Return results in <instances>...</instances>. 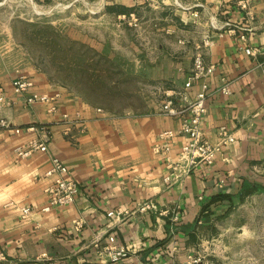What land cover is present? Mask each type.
I'll return each instance as SVG.
<instances>
[{"label": "crops", "instance_id": "0c3cea01", "mask_svg": "<svg viewBox=\"0 0 264 264\" xmlns=\"http://www.w3.org/2000/svg\"><path fill=\"white\" fill-rule=\"evenodd\" d=\"M91 4H96L91 16L112 21L120 34L138 31L143 42L131 43L135 59L123 68L157 90L184 88L194 54L209 34L204 60L216 70L209 79L203 127L207 138L219 143L225 125L233 141L212 165L168 181L171 164L154 145L161 132L178 129L183 117L163 113L161 98L141 109H106L26 67L36 90L58 95L59 108L51 112L48 104L26 105L18 97L12 107L0 110V120L11 124H0V264H193L202 230L248 197L264 194V0H252L251 14L237 0ZM243 27L253 29L248 43L239 37ZM1 53L0 47V85L12 96L16 76L2 69ZM226 84L227 92L222 90ZM200 89V82L188 88V100ZM31 125L36 129L29 130ZM34 138L45 140L48 152L20 156L18 149ZM184 140H172L174 156ZM55 156L68 165L80 190L73 203L44 211L50 198L46 188L55 179L47 172ZM23 206L31 208L26 217ZM110 235L128 249L120 261H113L107 248Z\"/></svg>", "mask_w": 264, "mask_h": 264}, {"label": "rangeland", "instance_id": "374dc122", "mask_svg": "<svg viewBox=\"0 0 264 264\" xmlns=\"http://www.w3.org/2000/svg\"><path fill=\"white\" fill-rule=\"evenodd\" d=\"M47 1L0 3L4 71L17 77L26 67H34L88 102L117 111L127 106L141 109L162 97L154 83L123 68L135 59L137 50L131 43L143 42L138 31L124 36L112 21L92 17L96 4L91 0L76 4L71 0ZM91 50L120 67L107 71L105 59ZM202 232L192 257L198 262L193 264H264V194L248 197Z\"/></svg>", "mask_w": 264, "mask_h": 264}, {"label": "built area", "instance_id": "2783aa9c", "mask_svg": "<svg viewBox=\"0 0 264 264\" xmlns=\"http://www.w3.org/2000/svg\"><path fill=\"white\" fill-rule=\"evenodd\" d=\"M237 5L251 14L252 0H237ZM199 16L197 11L193 13ZM132 22V21H131ZM137 25V24H135ZM230 25V24H229ZM253 34V29L243 27L239 37L244 43H248L249 37ZM211 36L206 35L203 45H200L193 58V66L189 77L183 89L179 88H161L162 93L161 111L171 116H182V123L178 129H168L160 133L158 141L154 145V151L163 154L165 159L171 164V173L165 179L170 181L172 177L178 178L184 174L191 173L201 165H212L218 153L223 146L233 141V135L227 126H222L219 130L220 142L213 143L205 134L203 123L208 111V101L211 96V87L209 79L216 70L214 63H206L204 60V47L211 46ZM245 47V46H244ZM248 54H253L251 46L245 47ZM195 82H200L201 89L193 100H188L187 89L192 87ZM222 90H229L228 84L222 87ZM13 95L9 96L3 86L0 85V110L12 107L18 97H21L26 105L35 103L48 104L49 111L57 112L56 103L58 95H52L36 90L35 80L25 73L18 75L13 83ZM181 100L187 101V105H182ZM101 110V109H99ZM65 114V117H68ZM0 124L4 127H10L7 119H1ZM29 130L36 129L34 125L28 127ZM16 132L22 131L21 127H16ZM176 137L184 138L181 150L176 156L172 153V140ZM20 156H28L34 151L48 152V144L41 138L31 139L27 145L18 149ZM49 176H55L54 181L46 188L49 193V203L43 207L44 211H51L53 208L66 206L73 203L80 190L79 182L72 177L68 165L59 157L52 158V166L47 172ZM144 208V207H143ZM23 217L31 213L29 206L21 208ZM109 253L113 261H120L128 255V249L124 246L116 245V236L110 235ZM192 263L198 262L197 259H191ZM185 264V263H174Z\"/></svg>", "mask_w": 264, "mask_h": 264}, {"label": "trees", "instance_id": "16d2710c", "mask_svg": "<svg viewBox=\"0 0 264 264\" xmlns=\"http://www.w3.org/2000/svg\"><path fill=\"white\" fill-rule=\"evenodd\" d=\"M91 51L94 52V50H91ZM94 53H95L96 55H98L99 57H102V58L105 59V61H106V66H109V67L106 68L107 71H108V70L110 71L111 68H112V69H115V70H118V68L120 67L119 65H117L116 62H114V61L108 59L107 57L102 56L101 54L97 53L96 51H95ZM110 65H111V66H110Z\"/></svg>", "mask_w": 264, "mask_h": 264}]
</instances>
